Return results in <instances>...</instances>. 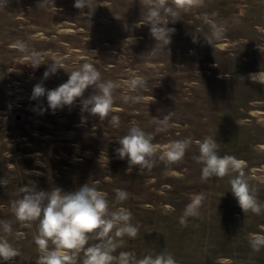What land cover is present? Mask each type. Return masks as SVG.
<instances>
[{
    "label": "rangeland",
    "instance_id": "obj_1",
    "mask_svg": "<svg viewBox=\"0 0 264 264\" xmlns=\"http://www.w3.org/2000/svg\"><path fill=\"white\" fill-rule=\"evenodd\" d=\"M40 3L0 0V221L12 227L11 233L0 228V238L20 252L0 264H37L40 255L38 222L27 227L12 210L21 187L69 192L86 183L108 194L110 211L130 210L139 228L135 239L114 237V255L133 252L139 259L166 251L177 264H264V246L254 251L250 243L264 236V85L250 79L264 71V0H202L175 21L161 10L174 29L166 47L144 23L145 0H90L83 9L75 0H54L56 12ZM166 5L175 8L173 0ZM213 26L222 29L220 39ZM54 62L62 68L45 78ZM84 63L101 81L114 82L113 110L103 119L83 110L82 100L95 94L91 86L71 105L49 107L47 91ZM137 79L144 85L134 86ZM38 83L45 95L33 98ZM166 116L168 127L158 131ZM132 122L160 146L150 169L129 170L115 152ZM207 137L219 155L242 163L259 212H244L232 194L238 172L202 178L197 142ZM186 139L184 156L169 161L167 146ZM117 189L128 193L123 202L115 199ZM197 193L205 196L200 214L182 225ZM83 255L76 254V264Z\"/></svg>",
    "mask_w": 264,
    "mask_h": 264
},
{
    "label": "clouds",
    "instance_id": "obj_2",
    "mask_svg": "<svg viewBox=\"0 0 264 264\" xmlns=\"http://www.w3.org/2000/svg\"><path fill=\"white\" fill-rule=\"evenodd\" d=\"M89 2L90 0H75L74 7L89 8ZM145 2L148 5V12L144 23L150 25L151 36L157 42H162L165 47L171 43V34L174 32V29L167 27L168 18L171 17L175 21L181 10L202 4V0H173L175 5L173 8L166 5V0H145ZM49 4L56 12L54 0H41L39 5L47 7ZM161 10L167 14V19H161ZM222 35V29L213 26V36L220 39ZM15 46L22 50L26 47L20 41H17ZM33 63L37 66L41 64L37 59H34ZM59 68L62 67L55 62L52 63L45 71L44 77H49ZM250 79L264 85V71L250 74ZM132 84L143 86L144 81L137 79L133 80ZM90 86L96 91L89 98L82 100L83 110L103 119L113 110L112 91L115 85L113 81H101L100 73L90 63H84L79 70L71 72L67 82L58 88L47 91L49 107L55 110L64 105H71L77 98L82 97ZM45 91V88L38 83L33 88L32 97H41L45 95ZM168 120L169 117L166 116L163 121H158L164 126L158 131L168 127ZM111 123L118 126L119 117L112 116ZM118 143L120 147L115 149V152L120 159L127 158L129 170L132 166H139L140 171L145 168L150 169L153 164L152 158L160 149L159 145L152 142V136L135 122H132L127 134L118 139ZM190 143L189 139L172 143L165 149V156L169 161L182 158ZM197 143L199 155L196 160L202 164V178L207 180L238 172L239 174L230 180L232 194L244 212L247 210L259 212L260 205L243 178L242 163L235 157L219 155V145L211 137ZM163 158L162 156L161 159ZM0 184H4V181L0 180ZM20 192L23 195L12 203V210L16 219L27 227H31L32 222H38L35 243L40 255L37 264H76V254L80 251L84 254L82 264H177L173 254L166 251L154 256L145 255L139 259L133 252H120L119 255H114L118 247L114 237L126 235L135 239L139 228L131 223L130 210L120 207L110 211L108 194L95 186L86 183L69 192L63 191L60 187L43 191L25 186L21 187ZM127 198L128 193L125 190H116L117 202H123ZM204 199L203 193H197L191 198L180 217L182 225L186 224L188 217L199 216ZM0 228L5 233L12 232L9 222L0 221ZM250 243L254 251H259L264 246V236L256 235ZM19 255L20 252L6 238H0V260L10 261ZM220 264H223V261Z\"/></svg>",
    "mask_w": 264,
    "mask_h": 264
}]
</instances>
